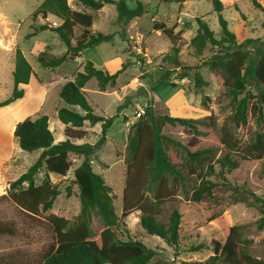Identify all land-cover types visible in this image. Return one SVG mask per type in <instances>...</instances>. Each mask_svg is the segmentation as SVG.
<instances>
[{
  "label": "rangeland",
  "instance_id": "rangeland-1",
  "mask_svg": "<svg viewBox=\"0 0 264 264\" xmlns=\"http://www.w3.org/2000/svg\"><path fill=\"white\" fill-rule=\"evenodd\" d=\"M43 1L0 0V100L9 96L13 88L12 74L16 49L21 51L32 70L28 84L19 86L24 90L26 98L12 108L0 110V196L8 191L9 183L24 173L40 153L38 150L25 152L19 149L12 136L16 126L13 113L24 104L25 118L46 115L54 142L58 136L63 140L64 135L57 120L56 110L66 107L79 114H83V111L78 106L70 107L61 102L59 90L62 84L73 80L76 72L82 71L86 61L92 62L96 69L110 74L119 71L122 65L126 64L116 78L115 85L107 87L104 92L98 90L94 79H90L84 87L95 114L105 118L115 117L106 133L104 144L91 158L90 164L92 170L100 175L111 189L113 206L119 217L118 228L114 230L116 237L120 240L139 239L156 251L153 261L205 264L212 255L211 242L223 243L231 226L244 225V247L249 255L264 261V228L258 229L257 226V220L261 216L258 208L233 201L229 192L221 195L224 198L220 200L221 203H193L183 198L179 187L172 190L173 198L161 204L158 211L159 219L163 222L167 221L172 210H177L181 215L179 242L176 248L169 247L157 236L148 235L140 226L139 211H133L127 217L121 218L128 137L135 123L146 119L147 109L153 117L167 115L181 119H202L207 123L211 117L210 121L215 124V129L212 130L206 125L199 126L198 130L202 135H195L181 126H163L162 135L192 151L206 146L218 147L220 127L230 125L232 107L229 98L219 86L214 73L203 65L218 49L208 44L202 53L198 54L190 45V40L197 30L195 17H202L214 37L221 38L219 17L213 11L211 2L185 0L179 5L165 0H127L130 9L135 8L136 1H139L143 5L144 13L123 27L116 22L117 11L113 4H107L94 12L85 10L77 0H67L72 10L89 12L93 16L91 32L114 33L115 36L110 42H102L76 55L78 62H74L75 57L69 54L60 67L49 69L38 65V54L61 56L66 52V46L56 33L49 30L29 36L34 27L59 24V20L52 15H47L45 19L40 16L32 19V13ZM220 1L223 4L221 17L227 22L228 29L235 35L238 43L246 39L264 40V15L254 9L248 0ZM153 22L173 27L174 32L183 31L177 41L179 67L175 68L171 60H162L163 56L169 53L171 43L160 32L153 30ZM75 35H79L77 29ZM120 35L123 38H120ZM196 73L204 83L200 88L195 86ZM163 78L165 79L162 81ZM118 106H121L119 112L116 110ZM137 114H140V117ZM83 128L87 131V136L81 143H95L100 137V124L90 126L85 122ZM261 132H264V109L261 121L257 122L249 113L245 125L235 129L231 126V133L241 150L250 143L255 133ZM169 156L180 166L181 153L173 151ZM234 158L239 166L233 173H226L225 179L232 186L243 187L264 198V160L244 161L235 155ZM72 162L73 166L66 176L49 174L50 182L59 194L48 211L41 212L35 218H28L10 201H0V224L12 226L15 230L14 235L0 236V264H40L46 250L53 243L47 217L54 215L71 222L76 219L80 212V203L73 170L80 160L72 159ZM43 173L44 170H41L35 175V185L41 182ZM210 179L214 180L213 177ZM1 186L4 189L2 193ZM22 187L25 188L26 184ZM67 188L70 189L69 196ZM152 193H147L149 199H152ZM90 229L94 233L102 230L101 222L94 215L90 218ZM200 244L205 247L191 250V247Z\"/></svg>",
  "mask_w": 264,
  "mask_h": 264
},
{
  "label": "trees",
  "instance_id": "trees-1",
  "mask_svg": "<svg viewBox=\"0 0 264 264\" xmlns=\"http://www.w3.org/2000/svg\"><path fill=\"white\" fill-rule=\"evenodd\" d=\"M181 5L185 0H165ZM213 11L218 15L221 38L216 39L202 17H195L197 30L190 45L201 54L206 45L216 47L218 51L210 56L203 65L216 76L220 87L229 98L232 107L229 116V127H220L219 146H206L189 150L179 142L162 135L165 125L181 126L191 130L195 135H202L199 126H208L212 130L215 124L206 120L173 118L167 115L153 117L146 110V119L135 123L128 137L126 147L125 187L122 195L121 218L133 211H139L140 226L148 234L157 236L169 247L176 248L179 242V225L181 215L172 210L163 222L159 219V206L173 198L172 190L179 187L186 201L193 203L220 202L223 193L229 192L235 202H242L258 208L261 216L257 220L258 229L264 228V198L256 196L248 189L232 186L226 179V173H233L241 160H264V132L255 133L253 139L241 150L239 143L231 133L245 125L250 113L257 122L262 119L264 109V40L246 39L238 43L235 35L228 29L227 22L221 17L223 4L220 0H208ZM251 6L264 15L262 0H248ZM88 11H99L107 4H113L117 11V23L126 26L129 21L144 13L143 5L136 1L133 9L128 8L127 0H77ZM52 15L59 24H48L34 27L31 35L49 30L57 34L65 44L66 52L61 56L48 53L38 54L36 61L41 68L55 69L60 67L69 54L76 55L93 48L102 42H110L115 34L91 32L93 16L89 12L72 10L67 0H44L32 13V19L40 16L45 19ZM264 27V21H262ZM152 28L160 32L171 43L169 53L162 60H171L174 67H179L177 41L183 31L174 32L173 27L153 22ZM79 35H75V30ZM122 35L124 33L122 32ZM120 38H123L120 35ZM123 40V39H122ZM126 64L115 73L96 69L92 62L86 61L83 69L76 72L73 80L66 81L59 90V99L67 106H78L83 114L66 107L56 110L57 120L64 125V139L54 142L48 126L46 115L28 117L23 114L24 104L13 113L16 126L13 131L20 150L25 152L40 151L37 159L24 173L9 183L8 191L0 196V201H10L28 218H35L41 212L51 209L58 190L50 182L49 174L64 177L73 166L72 159L80 163L73 170L74 183L78 189L80 212L71 222L62 217L49 215L47 223L53 235V243L46 250L40 264H173L169 261L156 260V251L136 238L120 240L116 237L119 217L113 206L111 189L103 178L91 168V158L104 144L106 133L115 117H103L94 113L85 94L84 87L90 79L96 81L98 90L104 92L107 87L115 85L116 78ZM32 73L29 63L19 49L14 51L13 88L9 96L0 100V109L21 99L24 90L20 85H27ZM167 76V73L165 74ZM165 78L162 79V81ZM203 81L195 74V86L200 88ZM121 106L117 107L119 112ZM19 122V123H18ZM85 122L90 126L100 124V137L95 143L81 141L87 136L83 128ZM181 153L180 166L173 162L170 152ZM217 167V169H216ZM44 170L40 184H34L35 175ZM214 178V180L210 178ZM194 180V181H193ZM195 184H191V183ZM26 184V187L22 186ZM152 191L149 199L147 193ZM67 196L70 189L66 190ZM176 196V194H175ZM96 216L102 224V230L94 233L90 229V218ZM244 225H233L223 243L212 241V255L205 264H264L248 254L244 245ZM12 226L0 224L1 235H14ZM204 244L191 247V250L204 248Z\"/></svg>",
  "mask_w": 264,
  "mask_h": 264
},
{
  "label": "crops",
  "instance_id": "crops-1",
  "mask_svg": "<svg viewBox=\"0 0 264 264\" xmlns=\"http://www.w3.org/2000/svg\"><path fill=\"white\" fill-rule=\"evenodd\" d=\"M262 2H264V0H262ZM77 58V60L76 61H74V62H78V57H76ZM64 84V83H63ZM62 84V85H63ZM26 97H25V95H23V97L21 98V99H19V100H17V101H15L14 103H12L11 105H9V106H7V107H5V108H1L0 110H2V109H6V108H12L13 106H15L17 103H19V102H22L21 100H24ZM26 117V116H25ZM23 118L20 122H22L23 120H25L26 118ZM19 123V122H18ZM61 124V123H60ZM61 132L63 131V129H64V125H62L61 124ZM61 139V136H58V138H57V140L55 141V142H58V141H61L60 140ZM0 143H1V141H0ZM2 147V146H1ZM3 148V147H2ZM1 149V148H0ZM3 151V150H2ZM0 177H1V171H0ZM1 179V178H0ZM1 181V180H0ZM1 184V183H0ZM40 184V183H39ZM38 185V184H37ZM1 188H2V186H1ZM2 192H4V189L2 188V191H1V193Z\"/></svg>",
  "mask_w": 264,
  "mask_h": 264
},
{
  "label": "built area",
  "instance_id": "built-area-1",
  "mask_svg": "<svg viewBox=\"0 0 264 264\" xmlns=\"http://www.w3.org/2000/svg\"><path fill=\"white\" fill-rule=\"evenodd\" d=\"M76 60H77V58L75 57L73 61H76ZM137 116L140 117V114H137Z\"/></svg>",
  "mask_w": 264,
  "mask_h": 264
}]
</instances>
